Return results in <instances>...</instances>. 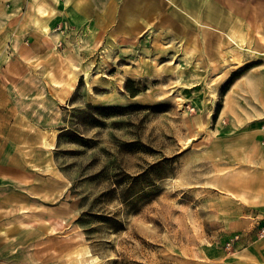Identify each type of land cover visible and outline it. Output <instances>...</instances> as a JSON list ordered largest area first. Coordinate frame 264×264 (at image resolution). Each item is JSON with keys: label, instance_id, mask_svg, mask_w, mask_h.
I'll use <instances>...</instances> for the list:
<instances>
[{"label": "rangeland", "instance_id": "374dc122", "mask_svg": "<svg viewBox=\"0 0 264 264\" xmlns=\"http://www.w3.org/2000/svg\"><path fill=\"white\" fill-rule=\"evenodd\" d=\"M64 1L0 14V68L49 111L35 133L55 146L46 202L43 184L0 222V264H264V0L199 14L254 54L168 13L128 26L129 0L85 6L73 28ZM68 64L80 77L61 105L48 76Z\"/></svg>", "mask_w": 264, "mask_h": 264}, {"label": "crops", "instance_id": "0c3cea01", "mask_svg": "<svg viewBox=\"0 0 264 264\" xmlns=\"http://www.w3.org/2000/svg\"><path fill=\"white\" fill-rule=\"evenodd\" d=\"M103 0H79L77 8H70L64 5V14L61 18H68L73 23V28L84 21L85 6H96L97 2ZM131 1V0H129ZM185 9L199 13L206 8H214L219 0H174ZM27 4L28 17L35 15L30 7L37 6L36 0H0V14L3 5L17 6ZM62 5L61 3H59ZM70 9V10H69ZM32 11L30 13L29 11ZM18 16L22 13L16 14ZM66 15V16H65ZM71 17V18H70ZM61 20V19H60ZM124 22V21H123ZM126 24V23H125ZM127 25V24H126ZM122 28V27H121ZM21 30V29H20ZM35 32V31H32ZM29 30L22 31V36L34 35ZM19 36V37H20ZM25 36V35H23ZM56 34L55 37H59ZM52 37V36H51ZM22 38V37H20ZM28 51V50H27ZM22 63L30 65L31 51H28ZM19 63V62H18ZM23 80L21 75H12L6 69L0 68V222L4 223L6 213L13 211L29 212L31 204L36 198L42 197L40 190L44 184V202H46V183L52 181V161L41 147L39 139L36 138V123L51 122L52 116L49 111L29 105L37 97L21 90L18 85ZM26 84H23V86ZM26 87V86H24ZM39 108V109H38ZM51 120V121H50ZM34 124L33 126L30 125ZM42 191V190H41ZM48 197L52 196L51 189L48 190ZM14 219V217H12ZM1 228V226H0Z\"/></svg>", "mask_w": 264, "mask_h": 264}, {"label": "bare ground", "instance_id": "6f19581e", "mask_svg": "<svg viewBox=\"0 0 264 264\" xmlns=\"http://www.w3.org/2000/svg\"><path fill=\"white\" fill-rule=\"evenodd\" d=\"M77 1L79 0H65L64 2H62V5L63 6L68 5L66 9H68L69 4L71 5V7L73 6L74 8H77L78 6ZM164 13H168L172 15L175 18V20L181 22L183 26L185 25L186 27H191L193 29H196L198 35H200V33L202 34L206 33L207 30L213 32L215 31L219 33V35L222 36L223 38H226L228 43L231 46L235 47L236 49L244 50L247 53L254 54L253 50L243 48L242 46L243 41L242 39H240V37L237 36V34L224 33L216 29H212L207 25H204L199 18V14H201L200 11L199 13L196 14L197 16H192L186 12L183 6L177 4L174 0H131L129 1V5H126L124 8L123 20L124 23H126L128 26H134L141 17H145V16L147 17L151 15L157 17V16H162ZM176 29L179 30L177 27ZM43 32L46 33V30L44 29ZM197 36L195 38L193 37V40L191 42L192 46L188 52L189 54H192V52L196 50L195 44H196ZM262 38L264 39L263 36ZM221 50H222V45L218 44L216 46V53L219 57H221L223 54ZM261 55H264V50L263 53H261ZM79 77H80V73L77 72V70L74 67H72L70 64H68L65 68H63L60 79H55L52 75L48 76L49 84H51L52 89L56 92L59 104L64 105L66 102V100L64 98H61L59 95L63 94L65 95V97H68V95L72 94L76 90ZM258 104H259L258 106L264 110V101H261ZM195 121L197 127L200 128L201 127L200 118H197ZM43 146L48 150L55 149V146L53 144L48 143L46 140L43 142ZM48 230L52 231V228L49 226Z\"/></svg>", "mask_w": 264, "mask_h": 264}, {"label": "built area", "instance_id": "2783aa9c", "mask_svg": "<svg viewBox=\"0 0 264 264\" xmlns=\"http://www.w3.org/2000/svg\"><path fill=\"white\" fill-rule=\"evenodd\" d=\"M262 134H263V138H264V126L262 127ZM238 240H239V237L238 236L233 237V239H231V241H229L226 244L225 250H229L232 247L233 243L236 242V241H238Z\"/></svg>", "mask_w": 264, "mask_h": 264}, {"label": "trees", "instance_id": "16d2710c", "mask_svg": "<svg viewBox=\"0 0 264 264\" xmlns=\"http://www.w3.org/2000/svg\"><path fill=\"white\" fill-rule=\"evenodd\" d=\"M135 95H136V92L135 93L134 92L130 93L131 97H134Z\"/></svg>", "mask_w": 264, "mask_h": 264}]
</instances>
